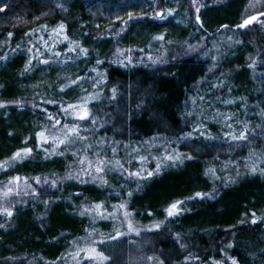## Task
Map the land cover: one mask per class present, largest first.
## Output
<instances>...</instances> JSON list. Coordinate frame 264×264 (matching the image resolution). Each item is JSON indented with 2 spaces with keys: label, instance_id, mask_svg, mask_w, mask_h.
Masks as SVG:
<instances>
[{
  "label": "trees",
  "instance_id": "16d2710c",
  "mask_svg": "<svg viewBox=\"0 0 264 264\" xmlns=\"http://www.w3.org/2000/svg\"><path fill=\"white\" fill-rule=\"evenodd\" d=\"M247 1L0 0V36L22 39L42 24L63 25L70 40L90 47L59 48V58L40 64L0 48L6 53L0 60V105L6 103L0 107V188L18 177L22 194L33 189L15 202L0 200V264H49L90 226L84 208L105 210L120 194L139 230L113 240L105 264H117L123 250L139 264L152 256L162 264H202L219 259L221 250L237 264H264V18L260 32L241 34ZM223 27L237 33L231 34L235 49L212 70L210 44ZM193 37L197 43L184 47ZM247 39L256 48H245ZM100 78L104 84L90 92L100 97L89 104V114L81 121L69 117L66 107L82 104L90 96L82 94ZM211 79L219 99L209 98L206 108L233 102L241 124L231 115L225 132L202 135L189 105L206 97ZM68 127L76 131L68 137L82 136L89 149L102 141L118 156L156 140L177 159L155 168L147 157L142 167L130 160L129 170L151 173L118 191L83 182L71 177L78 170L73 151L61 154L68 145L37 135ZM25 148L31 153L23 154ZM17 152L21 157L13 159ZM221 165L228 166L223 176ZM177 201L169 216L166 209Z\"/></svg>",
  "mask_w": 264,
  "mask_h": 264
},
{
  "label": "rangeland",
  "instance_id": "374dc122",
  "mask_svg": "<svg viewBox=\"0 0 264 264\" xmlns=\"http://www.w3.org/2000/svg\"><path fill=\"white\" fill-rule=\"evenodd\" d=\"M243 11L244 14L242 15L241 22L252 16H256L257 19L252 21L250 24L245 25L243 29H239L241 34L246 36L251 35L252 32H255L256 30L260 32L263 29L264 15L260 14L264 13V0H248ZM221 30L224 31V33L219 34L217 37L218 39L215 42H211L210 44V47L213 48L212 70L215 69L223 56H232V49H235L233 48V38L231 37V34L234 36L237 33L234 34L233 32H229L230 29L226 27L221 28ZM7 33L8 32L4 34L2 33L0 36V48H8L9 51L12 49V51L15 53H22L28 58H31L32 61L37 58L39 59V61H37L38 64H40V61H42L44 58H59V56L62 54V50H59V48H70L72 50L75 48L79 50H81V48H90L84 44L82 45L76 42L75 40H70L65 33L64 27L61 29L60 25L49 26L47 24H42L29 30L28 33L23 34L22 39L21 37L15 36L14 34L9 36ZM247 40L250 42L253 39ZM197 41L198 40L193 37L191 39L192 43H185L184 47H191L196 44ZM180 45L182 46L183 44ZM234 46H239V42L236 41ZM244 47L247 49L256 48L253 42H250L249 46L244 44ZM153 49L155 48H148L149 51H153ZM116 51L121 54L122 49L117 47ZM42 54H44L45 57H43ZM5 56L6 53H0V60ZM150 58L151 55L149 56V59ZM214 75L215 72L212 73V77H215ZM209 83L210 85L207 87L209 93L206 95V97L204 98L202 93L201 97L198 98L197 103H194V101L191 100L189 105V110L193 113L192 115L194 117L193 120L195 123V131L202 135L225 132L229 126L225 122V119L232 115L231 111L234 109L232 107L233 102H231L230 107L227 103L223 108L216 107L212 111H209L206 108V106L209 107V98H215L216 100L219 99L218 90H216L217 87H215L214 84L216 81L213 82L211 79ZM100 84H104L102 78L96 79L93 83H91L90 91L82 94V96H90L86 99H82L80 101L82 104H79L76 108H69V105L66 107L69 117L77 120L79 119L81 121L82 119H80V116L84 115L85 111L89 114V104L92 103L93 100H96L100 97L98 93H93L92 95L90 92H96L97 86H100ZM1 89L4 90V88ZM59 97H62V95H59ZM5 104L3 103V105ZM62 111L66 112L65 109ZM232 119L237 125L241 124L238 114L233 113ZM56 125H60V123H56ZM50 129H52L50 134L48 136H44V138H46L47 141L51 139L63 141V143L58 142V145H68L66 146L68 148H64V152H61L62 155L65 153V149L73 151L74 153V156L72 155L71 161L78 165V170L74 174L73 172L71 173L72 178L81 179L83 182L90 181L96 182L98 184H109L115 186L114 188H116L117 191L122 186L128 187L129 182L132 181V179L137 175H149L151 173V170L147 168L145 171L138 174L135 170H129L128 163L130 160H140L141 162H139V166L142 167V164L148 162V160H146L147 157L149 162L153 163V168H155L162 162H168V159L170 158V162L177 159V156L173 157L169 155L167 148L162 145L160 141L156 142V140L140 144L138 147H135V149L132 148L122 151L117 156L112 151L113 145L110 143L98 141L93 145L94 148H91V150L88 148L89 146L86 145L88 141L82 136L74 139L69 138L68 134L72 136L75 134L76 131H73L75 128L68 127L67 129ZM65 133L67 134L66 139L64 137L65 135H63ZM60 135H63V139L59 137ZM105 153H107V155ZM98 168L100 171H97ZM227 172L228 166H219V173H221L222 176ZM24 187L25 186L21 185L17 179H11L10 181L4 183L2 188H0V200L2 202H8L6 201V199H8L10 203L17 201L19 195H32V188L26 190V192H28L27 194H22ZM33 188L36 189V187ZM9 189L11 191H9ZM5 193H7V195H5ZM118 196L119 198H116V200L113 202V205H105V210L103 208H97L94 206L84 208V210L90 214V226L81 236L69 239L65 251L49 264H105L110 259L109 253L113 249V240H116L122 236L138 233L137 231L139 228L133 223V219L129 210L122 202L123 200L121 199V194ZM121 205H124V207H121ZM129 225H131V228ZM113 237L118 238L113 239ZM96 243L104 245L103 249L105 253L103 252V254L105 257H108L107 260L100 259L98 256H96V253L90 251L94 248L96 249L97 253H100V251L97 250ZM221 251V257L219 259L209 257L202 264H232L233 259L225 251ZM135 260L136 264L141 262V260L138 258H135ZM116 262L117 264H135L134 261L129 260L125 250H123L122 253L117 256ZM147 264H161V262L158 260V258L152 256Z\"/></svg>",
  "mask_w": 264,
  "mask_h": 264
},
{
  "label": "snow or ice",
  "instance_id": "6c2138e0",
  "mask_svg": "<svg viewBox=\"0 0 264 264\" xmlns=\"http://www.w3.org/2000/svg\"><path fill=\"white\" fill-rule=\"evenodd\" d=\"M0 11H3V9H0ZM197 11H198V9H197ZM260 15H264V13H261ZM256 19H257L256 16H252V17H250V18H248V19H245V20L243 21V23H242L241 25H239V27L243 28L245 25L250 24L252 21H254V20H256ZM63 27H64L63 25H60V28H61V29H63ZM11 35H12V34L9 33V36H11ZM82 51H85V52H86V50H82ZM98 63H99V61H98ZM61 90H63V89H61ZM0 107H3V105H0ZM68 107H69V108H76L77 106H76V105H69ZM86 115H87V112L85 111L84 115L80 116V119H84ZM57 123H59V122L57 121ZM73 131H75V129H73ZM37 135H38V137L44 138V133H43V132L38 133ZM234 138H235V137H234ZM238 138H239V139H244V138H245L244 133H241V135H240ZM44 142H47V139H46V138H44ZM60 143H63V141H60ZM30 153H31V149H27V148L23 149V154L27 155V154H30ZM21 155H22L21 152H17V153H15L13 159H16L17 157H21ZM189 158H190V157H189ZM97 171H100V169L98 168ZM15 179L18 180L19 178L17 177V178H15ZM38 182H39V181H38ZM9 191H11V190L9 189ZM5 195H7V193H5ZM197 195L199 196V195H201V194H200V193H197ZM180 203H182V202L177 201L176 203H173L172 205H170V207H169L168 209H166L167 214H168L169 216L174 215V214H175V211L178 210V205H179ZM99 207H101V205H97V208H99ZM121 207H124V205H121ZM3 211L6 212V214H7L8 216H11V215H12V212L9 211L8 209H3ZM126 215H127V213H126ZM253 215H255V214H253ZM252 223H256V221L253 220ZM129 227L131 228V225H129ZM116 238H118V237H113V239H116ZM228 247H231V245H229ZM90 251L93 252V253H96V256H98V257H99L100 259H102V260H107V259H108V257H105L104 254H103L102 252L97 253V252H96V249H94V248L91 249ZM161 264H162V262H161ZM232 264H237V261H236L235 259H233V260H232Z\"/></svg>",
  "mask_w": 264,
  "mask_h": 264
}]
</instances>
